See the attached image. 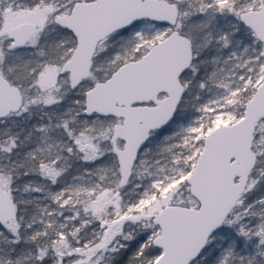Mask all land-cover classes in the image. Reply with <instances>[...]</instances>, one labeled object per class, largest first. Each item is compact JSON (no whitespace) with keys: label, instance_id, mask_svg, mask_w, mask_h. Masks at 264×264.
Here are the masks:
<instances>
[{"label":"snow or ice","instance_id":"6c2138e0","mask_svg":"<svg viewBox=\"0 0 264 264\" xmlns=\"http://www.w3.org/2000/svg\"><path fill=\"white\" fill-rule=\"evenodd\" d=\"M0 264H264V0H0Z\"/></svg>","mask_w":264,"mask_h":264}]
</instances>
